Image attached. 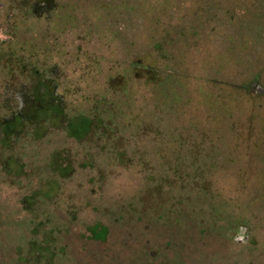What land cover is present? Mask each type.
I'll return each mask as SVG.
<instances>
[{
  "label": "rangeland",
  "instance_id": "1",
  "mask_svg": "<svg viewBox=\"0 0 264 264\" xmlns=\"http://www.w3.org/2000/svg\"><path fill=\"white\" fill-rule=\"evenodd\" d=\"M0 264H264V0H0Z\"/></svg>",
  "mask_w": 264,
  "mask_h": 264
}]
</instances>
